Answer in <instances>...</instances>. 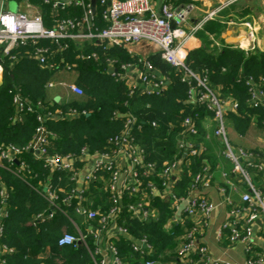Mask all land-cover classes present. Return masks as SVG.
<instances>
[{
    "label": "built area",
    "instance_id": "obj_1",
    "mask_svg": "<svg viewBox=\"0 0 264 264\" xmlns=\"http://www.w3.org/2000/svg\"><path fill=\"white\" fill-rule=\"evenodd\" d=\"M9 1L0 0V83L5 65L12 67L20 59L27 58L40 69L51 71L44 84L46 90L60 87L74 96H82L73 63L67 62L62 53L74 43L76 59L97 60V47L103 54L113 47L124 51L130 59L106 56V72L116 82H122L129 94L159 95L169 84V76L150 58L155 54L168 68L181 74L180 80L187 87L186 98L194 107L192 114L181 119L182 129L176 138L175 152L170 159H164L161 166L149 159L138 142L136 135L140 132L141 122L130 110L113 112L114 118L121 122V130L106 139L102 151H89L83 147L78 154L65 155L48 153L47 146L53 134L45 129L42 121L44 116L53 114L37 113L38 124L26 145L0 144V166L23 178L29 168L22 153L28 151L36 158H42L51 170H68L72 185L62 196L50 182L42 185L40 192L48 201V207L33 217V225L52 218L59 211L73 231H64L58 237L57 245L83 244L89 255L88 264H230L217 258L209 262L207 246L197 240L201 225L207 224L216 205H222L226 206V217L219 226L218 238L243 244L245 258L242 264H264V237L261 236L264 195L254 185L249 169L254 168L264 176V153L257 160L253 152L232 142L226 114L237 110L238 101L221 94L209 83L207 69H191L185 61L186 46L192 35L238 0H160L158 7L153 0H95L94 6L91 0H15L16 12L9 11ZM259 2L264 7V0ZM203 4L207 7L192 22L195 10ZM261 18L227 17L222 20L226 28L217 38L210 37V46L238 47L245 51L256 48V33L264 30V18ZM234 26H241L242 31L231 40L225 31ZM260 82L252 77L244 79L245 102L262 110L264 126V88ZM10 92L14 118L22 111H34V106L25 100L19 88L13 86ZM40 106L38 102L36 107ZM203 111L205 115H202ZM55 114L70 118L77 111L71 108L64 113L58 110ZM199 125L205 130L204 139L216 142L218 154L230 165L229 171L223 167L219 170L223 183L215 185L221 195L216 205L205 195V190L214 184L209 161H205L192 176L185 196L178 197L173 191L191 158L206 149L202 142L194 139ZM151 126L157 127L155 119L151 120ZM235 134L236 138L243 137L240 133ZM259 142L264 146V136ZM94 180L100 181L107 194L109 206L104 212L92 208L85 194L87 185ZM231 191L240 192V204L232 200ZM7 198L8 192L0 176V237L7 214ZM154 198L169 200L171 217L164 228L186 224L181 244L167 257L157 254L145 235L131 234L118 220L123 211L140 222L151 220L158 214L157 208L151 206ZM120 239L127 242L130 253L138 258L130 260L126 259V254H121L117 245ZM0 252H12V249L0 243ZM0 264H7L5 258H0Z\"/></svg>",
    "mask_w": 264,
    "mask_h": 264
},
{
    "label": "trees",
    "instance_id": "obj_2",
    "mask_svg": "<svg viewBox=\"0 0 264 264\" xmlns=\"http://www.w3.org/2000/svg\"><path fill=\"white\" fill-rule=\"evenodd\" d=\"M236 3L223 9L217 21L209 22L213 24L215 37H218L225 27L224 22L221 23L220 20L227 17L248 19L257 15L248 5L241 10H233ZM99 11L97 8V12ZM96 50L99 53L97 60L76 59L77 47L74 43L62 53L67 62L73 63L76 83L83 90L82 96H74L70 100L50 98L44 84L51 71L40 69L31 59L22 58L12 67L5 65L0 85V144L11 143L23 147L31 140L38 124L37 113L50 112L53 115L44 116L42 121L45 129L53 134L47 146L49 154H78L83 147L89 151H102L106 139L121 130V122L114 118L113 112L130 110L141 122L140 132L136 136L149 159L156 161L158 166H161L164 159H170L176 149L177 135L182 129L180 121L194 110L186 98L187 87L180 80L181 74L168 68L154 54L150 58L161 72L169 76V84L159 95L129 94L122 82H116L107 74L104 58L114 56L129 60L130 57L124 51L113 47L107 49L105 54L99 47ZM185 61L191 69H207L209 83L221 94L229 95L238 101L236 111H227L226 124L231 131L240 133L243 137H231L232 142L253 152L259 160L264 153V146L252 142L250 133L254 130H264L262 110L250 107L245 102L247 94L244 79L252 77L258 82L261 78L264 79V47L245 51L238 47L210 46V43L206 42L203 46L187 50ZM260 84L264 88V82ZM13 86L21 90L25 100L34 106V111H22L18 118H14L15 108L10 92ZM38 102L41 104L39 108L36 107ZM71 108L75 109L77 114L70 118L58 117L55 114L58 110L64 113ZM205 114L203 111L202 115ZM154 119L157 127L151 126V120ZM169 124L172 127H169ZM204 137L205 130L199 125L198 134L194 139L202 142L206 149L191 158L190 164L184 167L181 176L176 180L173 191L178 197L186 195L192 176L201 169L205 161L211 164L216 184L223 183L220 177L216 179L215 176L219 175L220 167L223 166L227 171L230 169L228 162L217 153V143L208 142ZM22 157L29 168L23 178L14 176L0 166V176L8 192L7 214L3 219L0 243L12 249V252H0V258H5L7 264H88L90 259L83 244L57 245V239L64 231H73L59 211L50 219L38 221L35 225L32 222L36 214L48 207V201L40 192L42 185L50 182L60 196L64 195L72 185L69 171L51 170L44 165L42 158H36L28 151H24ZM249 169L254 185L264 195V176L254 168ZM85 192L92 208L100 212L108 208L107 194L99 180L90 182ZM151 206L157 208L158 214L149 221L140 222L133 219L126 211L121 213L118 220L131 234L145 235L156 253L167 257L182 241L186 224H173L168 229L164 228L171 217L168 199L154 198ZM73 218L79 220L76 215H73ZM261 236L264 237V231ZM88 244L91 245L92 242L89 240ZM117 245L121 254H126V259L138 258L136 254L130 253L127 242L120 239Z\"/></svg>",
    "mask_w": 264,
    "mask_h": 264
},
{
    "label": "crops",
    "instance_id": "obj_3",
    "mask_svg": "<svg viewBox=\"0 0 264 264\" xmlns=\"http://www.w3.org/2000/svg\"><path fill=\"white\" fill-rule=\"evenodd\" d=\"M153 2H155L156 6L158 7L160 0H153ZM206 7L207 5L205 4L198 6L197 9L195 10L194 18L191 21L193 22L194 19L200 16ZM218 18H220V16H218ZM218 18H216V20L214 21H217ZM258 18H261V17L260 15L257 14L256 16H250L248 19L246 18L245 20H257ZM220 22L222 23L223 21L220 20ZM225 28H226V25L224 29ZM241 31H242L241 26H234V27H231V30L226 29L225 32L228 35L229 39L234 40V37L237 34H239ZM260 32L262 33L263 30H259V33ZM220 34L221 33H219L218 36H220ZM210 37H215L213 33V24L207 23L201 30L195 32L192 35V37L187 43V46H186L187 50L194 49L199 46H203V44H205L206 42L209 43ZM48 92L50 93L49 94L50 98H55L56 100H62V99L70 100L72 97H74L73 94L66 92L63 88H60V87L49 90ZM231 130L232 129H230V132H233V135H234L233 138H236V134H235L236 132L231 131ZM258 143L260 144V142ZM215 176H216V179H218L219 177L221 178L220 173L219 175L217 174ZM215 185L216 183L212 184L210 188L205 190V195L209 198V200L212 203L216 205L221 195L218 194V192L216 191ZM230 197L236 204L241 203L239 191L238 192L231 191ZM225 217H226V206L216 205L214 210L209 215V218L207 219V224L201 225L202 227L197 233V240L198 242L203 243L207 246V250H208L207 255L209 257V262L217 258L219 260H222L223 262L230 263V264H242L245 258L243 244L240 242L229 243L225 237L218 238V229H219L220 224L224 221ZM181 242L175 246L171 254H174L176 252Z\"/></svg>",
    "mask_w": 264,
    "mask_h": 264
},
{
    "label": "rangeland",
    "instance_id": "obj_4",
    "mask_svg": "<svg viewBox=\"0 0 264 264\" xmlns=\"http://www.w3.org/2000/svg\"><path fill=\"white\" fill-rule=\"evenodd\" d=\"M246 5L250 6V8L252 9V12L260 15V17H262L261 19L264 18V7L261 5L259 0H238L237 3L234 5L233 10H241ZM8 9L11 12H16L17 11V2L15 0H10ZM256 34L258 37L257 47L258 48L264 47V30L262 33L257 32ZM146 50H147V48H146ZM229 135H230V137H234L232 132H229ZM263 136H264V130H254V131H251V133H250V137L252 138V142H255V143H258L260 138Z\"/></svg>",
    "mask_w": 264,
    "mask_h": 264
},
{
    "label": "water",
    "instance_id": "obj_5",
    "mask_svg": "<svg viewBox=\"0 0 264 264\" xmlns=\"http://www.w3.org/2000/svg\"><path fill=\"white\" fill-rule=\"evenodd\" d=\"M94 2H95V0H91V3H92L93 6H94ZM0 85H1V83H0Z\"/></svg>",
    "mask_w": 264,
    "mask_h": 264
}]
</instances>
